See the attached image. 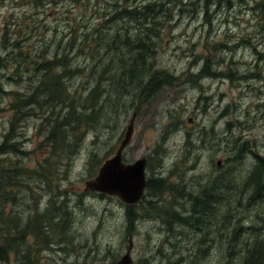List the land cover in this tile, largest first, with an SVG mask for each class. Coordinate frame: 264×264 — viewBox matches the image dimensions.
<instances>
[{"label": "rangeland", "instance_id": "1", "mask_svg": "<svg viewBox=\"0 0 264 264\" xmlns=\"http://www.w3.org/2000/svg\"><path fill=\"white\" fill-rule=\"evenodd\" d=\"M123 1L57 0L37 6L22 0H0V144L15 112L11 105L17 99L15 92H25L31 83L40 84L41 73L30 67L40 62L41 56L52 54L55 59L60 56V61L61 58L74 61L73 67L97 66L99 59H88L84 52L78 56V51L68 42L73 36H77V41L87 26L105 24L108 14L114 11L113 4ZM254 1L214 2L205 12V0H165L167 7L160 18L163 23L152 34L159 41L158 68L169 72L167 83L150 103L130 100L128 94L114 99L115 116L111 101L100 123L86 128L81 141L83 130L76 132L78 143L57 145L47 138L42 122L61 132L57 120L66 107L59 114L56 110L49 114L39 112L17 121L11 133L13 146L0 154V164L25 156L23 163L30 169L50 164L52 172L34 175L35 181L30 185L34 190L22 187L17 202L12 197L4 200L5 213L14 211L18 205L28 211L34 202L41 206L42 213L58 189L71 195L73 207L74 230L72 227L70 243L51 245L49 242L48 247L35 253L32 264H117L129 246L127 207L135 210L137 218L131 232L136 264H188L189 260H185L189 258L188 249H192L194 255L190 260L194 264H241L237 242L252 241L256 234L264 239V222L261 227L256 212L244 201V193L240 200L223 183L225 201L214 211L212 217L217 224L208 229L209 233H203L206 227L202 226L197 229L178 225L174 231H168L156 215H138L142 208L139 203L146 194L131 206L118 196L85 190V182L95 177L100 166L115 154L134 112H137L135 129L124 161L146 157L148 176L161 173L168 182L183 181L193 192L203 181L213 187L212 177L219 174L240 181L252 165L249 159L252 155L240 166L228 160L235 136H240V141L247 142L264 159V60L257 55V51L264 53L260 24L263 18L252 8ZM127 20L122 16L115 18L116 24L106 26L103 31L122 30L131 35V28L125 29ZM242 38L255 43V49L243 43L227 52L220 48L205 49L212 48L213 43L229 44L230 40L237 42ZM192 54L196 59L189 57ZM207 54L213 69L214 60L225 58L220 63L223 72L229 70L231 60L238 79L210 76L190 81L186 69L197 72L202 65L194 66L190 62H199ZM75 78L68 81L69 85L84 95L90 86L86 81L92 79L91 69ZM72 125L66 126L69 132ZM66 135L65 141H72V136ZM25 151L27 154L22 153ZM154 153L162 155V162ZM176 162L179 169L173 171ZM13 191L17 192L15 186ZM258 210L264 215V206ZM27 239L29 244L34 243L32 235ZM22 262L11 253L10 259L0 264Z\"/></svg>", "mask_w": 264, "mask_h": 264}, {"label": "trees", "instance_id": "2", "mask_svg": "<svg viewBox=\"0 0 264 264\" xmlns=\"http://www.w3.org/2000/svg\"><path fill=\"white\" fill-rule=\"evenodd\" d=\"M22 1L37 6L43 3L47 4L46 2H57V0ZM220 1L223 0H205V12L214 5V2L220 4ZM113 5L114 11L108 14L105 24L87 26V31L80 35L77 41L75 38L77 36H73L68 42L73 50L78 51V56L84 52L88 59H99L97 66L73 67L74 61L72 63L70 59L66 60L65 58H61L60 61L58 60L60 56L55 59L52 54L47 57L41 56V61L30 67V69L41 73L40 84L31 83L25 92H15L17 99L11 103L15 112L10 122L9 131L0 144V154L11 150L13 146L11 133L20 119L24 121L39 112L49 114L56 110L59 114L66 107L67 109L61 119L57 120L59 123L57 126L62 129L61 132L49 123H42L46 126L47 138L53 144L60 145L66 142L74 145L78 143L76 142V132L83 130L79 137L81 141L86 128L97 127L96 125L100 123V119L108 110L105 107L111 101V108L115 116L114 99L120 98L123 94H128L130 100L150 103L155 94L167 83L168 80L166 79L169 77V72L158 68L159 41L152 34L163 23L160 18L164 7H167L165 0H139L135 3L124 0L119 3L115 2ZM252 8L263 18L260 24L262 27V44L264 45V0H255ZM121 16L128 19L125 23V29L130 27L131 35L122 30L116 32L103 31L106 26L110 27V25L116 24L115 18ZM241 41L230 40L228 41L229 44L224 42L213 43L211 44L212 48L205 47V49L217 51L220 48L222 52H227L241 43L250 44L255 49V43H252L249 38H242ZM257 55L261 60H264L263 52L257 51ZM189 57L196 59L194 54ZM224 59L222 57L219 60H214V69L208 59V54L199 62H190L191 64L194 63V66L199 63L202 65L197 72L186 69L189 80L210 76L237 80V68H234L230 59L229 70L223 72L220 63ZM89 68L92 71V79H87L86 82L90 83V86L82 95L72 85H69L68 81L81 75L84 70L86 73ZM241 78H244L243 75ZM77 80L78 78H75L74 82L77 83ZM1 87L2 85H0ZM58 106L61 108L57 109ZM62 107L64 108L62 109ZM70 123L73 125L69 132L66 126ZM66 134L72 136V141H65ZM230 150L228 160L233 163L237 162L238 165H241L247 157L252 155L249 158L252 165H249L248 171L244 173L240 181L231 176L219 174L212 177L213 187L203 181L198 184V190L193 192L188 190L183 181L181 184H176L175 182H168V178L161 173L149 175L146 183V196L139 203V207L142 208L141 214L138 215L145 217L150 214L156 215V219L160 220L168 231H174L178 225L197 229H201L200 226H202L203 228L206 227L203 233H209L208 229L217 224L213 221L212 215L214 216V211L219 207V203L225 201V190L221 185L223 183L233 192V196H238L240 200L244 193V201H247V205L256 212V217L260 220L262 227L264 215H261L258 208L264 206V159L255 153L252 146L247 142L240 141V136L233 138ZM22 153L27 154L26 151ZM154 155L162 162V155L158 153H154ZM24 157L21 156L20 159H11L0 164V263L4 260L8 261L12 253L21 262L25 259L21 264H32L36 258L35 253L39 252L40 248L48 247L49 242L52 243L51 245H64L65 241L69 244L71 239L69 234L72 232V227L74 230L73 219L71 222V218H73L71 195L68 194V196L61 189H58L50 197L48 207L42 213L40 212L41 206L35 202L32 210L27 211L18 205L14 211L5 213L7 202L4 200L12 197V200L17 202L20 198L18 191H21L22 187L29 188L31 192L34 190L33 187H30L35 181L34 175L52 172L50 164L30 169L23 163ZM97 162L101 164L102 161L98 160ZM174 165L175 170L173 171H178V163L176 162ZM14 186L17 188L16 193L13 191ZM41 187L43 186L41 185ZM167 192L170 195H167ZM39 195V199H41V191ZM59 195L60 198L57 199L56 197ZM62 197L64 198L62 199ZM57 200L58 204H56ZM76 206H80V203H76ZM22 210H24L25 215H22ZM134 213L136 212L133 208L127 207L126 217L130 232L134 230V222L137 220ZM28 235L34 237L33 244L27 242ZM237 245V258L241 264H264V239L259 234L254 235L252 241H238ZM35 247L38 248L36 252H34L37 249ZM188 251L189 258L185 260H189L188 264H194L190 260V256L194 255L192 249H188Z\"/></svg>", "mask_w": 264, "mask_h": 264}, {"label": "water", "instance_id": "3", "mask_svg": "<svg viewBox=\"0 0 264 264\" xmlns=\"http://www.w3.org/2000/svg\"><path fill=\"white\" fill-rule=\"evenodd\" d=\"M136 117L137 112L133 114L115 154L100 166L95 177L85 182L86 191L118 196L131 206L142 199L147 182V158L142 157L130 163L123 160V153L132 141ZM132 249L133 242L130 237L128 249L117 264H136L132 257Z\"/></svg>", "mask_w": 264, "mask_h": 264}, {"label": "bare ground", "instance_id": "4", "mask_svg": "<svg viewBox=\"0 0 264 264\" xmlns=\"http://www.w3.org/2000/svg\"><path fill=\"white\" fill-rule=\"evenodd\" d=\"M179 209H180V208H179ZM186 211H187V210H186ZM179 212H180V211H179ZM188 213H189V212H188ZM185 214H186V213H185ZM58 227H59V226H58ZM190 231H191V230H190ZM130 235H132L131 232H130Z\"/></svg>", "mask_w": 264, "mask_h": 264}]
</instances>
